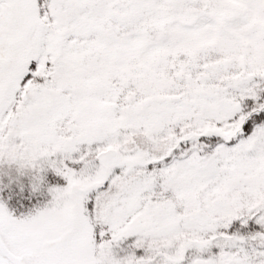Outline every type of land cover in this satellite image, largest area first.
<instances>
[{"label": "snow or ice", "instance_id": "1", "mask_svg": "<svg viewBox=\"0 0 264 264\" xmlns=\"http://www.w3.org/2000/svg\"><path fill=\"white\" fill-rule=\"evenodd\" d=\"M0 264H264V0H0Z\"/></svg>", "mask_w": 264, "mask_h": 264}]
</instances>
